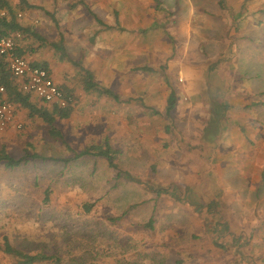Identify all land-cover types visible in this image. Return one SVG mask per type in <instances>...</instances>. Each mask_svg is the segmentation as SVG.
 I'll return each instance as SVG.
<instances>
[{
  "label": "rangeland",
  "instance_id": "rangeland-1",
  "mask_svg": "<svg viewBox=\"0 0 264 264\" xmlns=\"http://www.w3.org/2000/svg\"><path fill=\"white\" fill-rule=\"evenodd\" d=\"M66 1L67 7L72 5L71 0ZM184 1L117 0L113 6L103 1L88 6L101 23L90 16H83L85 20L77 24L60 23L58 30L67 33L69 57L76 63H64L73 71L61 68V75L74 73L79 92L83 85L80 75L87 67L94 81L118 98L99 96L97 88L74 95L75 114L57 122L64 144L49 136L42 120L31 122L27 111L31 124L15 129L13 135L9 130L0 132V149L5 147L18 159L26 153L38 155L15 171L0 167V263L10 261L3 252L7 237L20 248L57 247L64 252L65 263L81 258L83 264H264V209L252 206L245 199L249 195L243 202L239 197L223 196L225 191L228 195L229 185L245 187V183L240 182L237 170L223 175L224 167L215 165L220 158L215 157L214 142L206 134L211 109L203 101L208 58L215 53L205 43L209 33L205 22L199 23L203 36L198 40L203 44L190 51L191 22L173 17L179 6L188 9L178 6ZM230 4L236 18L241 3L231 0ZM47 6L39 15L45 19ZM243 9L250 11L249 6ZM82 11L85 14L82 7L78 13ZM30 13L32 16L33 11ZM110 15L115 16L113 26L104 21ZM235 25L238 29L239 23ZM74 31L84 32L82 38ZM102 31L120 36L118 52L93 48ZM126 34L131 36L134 50L125 68ZM237 37L232 40L236 42ZM105 42L110 46L109 38ZM146 46L149 53L142 50ZM243 59H249L248 72L264 68L263 58L256 61L245 54ZM115 63L118 70L113 71ZM125 75L134 85V93L124 81ZM149 90L151 103L147 106ZM131 93L135 98L128 96ZM171 93L176 96V106L168 116L164 102L155 103L153 98L164 99ZM147 107L150 118L138 115ZM130 109L134 110L133 120L126 117ZM106 142L114 150L118 169L99 156L76 158L85 148ZM240 172L244 173L242 168ZM249 200L254 202V198ZM85 204L92 213L82 212Z\"/></svg>",
  "mask_w": 264,
  "mask_h": 264
},
{
  "label": "crops",
  "instance_id": "crops-1",
  "mask_svg": "<svg viewBox=\"0 0 264 264\" xmlns=\"http://www.w3.org/2000/svg\"><path fill=\"white\" fill-rule=\"evenodd\" d=\"M71 1L72 3L70 4L72 5L67 7L69 3L68 1L65 2V0H47V3L43 0H27V3L32 6V8H26L23 12H19L21 11L19 10L22 5L21 0H19V2L18 0H9V3L12 8L17 9L16 11L18 14H22V17L19 18L21 23L36 31L40 39L39 41L37 37L32 35L30 37L26 36L27 38L24 36L21 37L20 35L19 39L17 38L19 50L21 49L25 54V58L28 59L31 64L47 67L54 82L61 89L71 93L73 96H79L81 95L80 92L90 93L92 90L89 92L85 90V77L83 76L86 75H84V72L80 75L83 79V85L79 92L73 82L75 74L70 73V76L63 72L61 75L59 72L61 68L73 71L71 68L64 67V63L72 62V60L69 57L67 33H60L58 30L59 25H61L60 23H67L68 21L77 24L78 21L81 19L85 20V18L89 16L97 23H101L102 19L94 15L92 11H88V6L100 5L103 1L113 6V2L116 3L117 0H83L81 3H74L76 2L75 0ZM250 1H252V8L254 11L250 7L248 0H239L241 8H239L240 10L236 15L237 17L234 18L231 14V0H185L178 4V6L183 4L188 7V9L179 6L180 9H175L176 13L173 17L175 21L182 22L186 20L191 22V26L188 30V32H190L189 37L192 39L190 43L191 52L194 50L192 48L199 47L196 46L197 44H203L198 40L199 37L203 36V34H200L203 27H200L199 23L205 22L204 29L209 31L205 36L207 37L205 43L206 46H209L208 50L215 54L213 58H208L209 65L206 73V85L208 88L206 99L203 101L209 103L211 109L208 113L209 121L206 134L208 135V139L214 142V150L216 151V155L218 154V156L215 155V157L220 158L215 165L224 167L223 175H232L235 173L232 172L237 170L240 182L245 183V187H234L235 185L231 187L229 185L228 195L225 191L223 196H228L229 198L239 197L241 202H243L244 196L249 195L246 196L247 198L245 199H247L252 206L258 209H264V68H257L252 73L248 72L245 70V65L250 58L248 60L243 59L245 54H251V58L253 57L256 61L262 58L264 59V55H261V52L264 50V0ZM30 2L39 5L35 7V5H32ZM45 4L48 5L45 9L46 19L39 16L41 8L45 6ZM247 6H249V12H245L243 9L245 8V10H247ZM74 7H76V9ZM81 7L85 10V14L82 11L83 15L78 13ZM30 11H33L32 16ZM187 11H189V14H184V12ZM114 17V15H110V17L108 16L104 21H109L110 26H113ZM117 18L116 20L119 22L120 20ZM165 18L167 19L168 17L165 16ZM236 22L239 23L238 29L235 27ZM40 23H43V26L44 23H47V26L43 27L42 25H38ZM194 23H196V25ZM75 30L77 29L75 28ZM74 33H77V37L79 36V38H82L84 34L82 31H74ZM74 33H71L70 37L72 36L74 38L75 36L72 35ZM107 33L108 31H102L97 35L93 48L96 47L97 52L103 50V48H109L110 50L118 52L116 49L119 47L118 39L120 36L118 34L115 35V31H111L109 34ZM237 33L240 37H237ZM233 34L237 36H233ZM126 35L128 37L122 36L123 41L127 38L125 44L127 60L125 62L123 61L125 68L129 61L128 55L133 54L134 50L131 36L129 34ZM89 36L91 37L92 35L86 34V37ZM232 36L233 38L237 37L239 41L237 39L236 42H234L232 40L233 38H230ZM108 38L111 40L110 46L105 42V39ZM193 40L195 41V47L192 45ZM55 44L62 45L65 49V53L69 57L68 59L61 60V56L56 53L54 48ZM142 50L143 52L149 53L150 48L146 46V49ZM72 63L76 64L74 62ZM115 64L113 71L118 70V64ZM78 69L80 70L79 67ZM86 69L87 67H84L83 70L86 71ZM65 75L66 77H64ZM124 81L128 89H130V92L134 93V85L128 83L126 75ZM18 82L20 81L18 80ZM96 83L99 84L97 81ZM99 86L104 91H111L109 88L104 89L100 84ZM165 88L166 87L162 89L163 93L166 92ZM102 92L98 91V95L108 96L104 93L102 94ZM133 93L130 95L128 94V96L135 98ZM139 96L143 97V94ZM145 96L149 100L147 106H150V90L146 92ZM111 98H114V96ZM168 98L169 97H164V99H160L154 97L153 102L158 104L164 102L163 107H165L164 111H166ZM35 99L36 102L39 104L41 103L37 97ZM134 100L135 99H133L132 102ZM74 104L71 107V114L68 119H71L75 114L74 108L76 105ZM143 111H138V115L141 114L143 117L145 114H148L150 118L151 109L147 107V109ZM16 114L18 123H22L25 126L30 123L27 121L26 110L17 108ZM126 117L129 119H132V117L134 118V110L131 111L130 109V111L126 113ZM34 120H37V118ZM30 121L32 122V119H30ZM58 121L59 120H57V122ZM8 130L10 131L9 134L13 135L15 128L10 127ZM28 130L29 129H27V131ZM60 133L63 135L61 131ZM63 140L65 141L64 136ZM95 147L99 146L96 145ZM240 168H242L244 173L240 172ZM228 181L234 182L232 179ZM248 198H254V202L250 201Z\"/></svg>",
  "mask_w": 264,
  "mask_h": 264
},
{
  "label": "trees",
  "instance_id": "trees-1",
  "mask_svg": "<svg viewBox=\"0 0 264 264\" xmlns=\"http://www.w3.org/2000/svg\"><path fill=\"white\" fill-rule=\"evenodd\" d=\"M21 6L19 10H25L26 8L30 9V6L27 3V0H21ZM17 9L12 8L9 3V0H0V12L5 11L6 15H0V35L3 36H16L17 34L21 35V37H30L31 35L38 37V33L31 29V27L26 26L21 23ZM27 38V37H26ZM19 39V38H18ZM18 44V43H17ZM54 48L56 53L61 56V60L68 59L69 57L65 53V49L62 45L55 44ZM18 54L22 57H25V54L19 50H17ZM35 65V64H33ZM7 62L5 59H0V83H2L6 87V98L8 102L12 103L16 110L17 108H22L28 112L29 119H39L42 120L48 127V134L52 139L60 141L64 144L63 135L60 133L57 127V120L68 119L71 114V108L67 110L59 109L56 106H51L43 101L40 100V104L36 102L35 96L29 93H25L21 90L20 82L15 79L8 70ZM37 67H41L39 65H35ZM46 69L48 72L49 70L47 67H41ZM84 79V86L86 91H91L94 88H97L98 91L102 92V94H106L110 97L117 99L116 95L112 93L110 90H103L98 83L94 81V77L92 73L88 70L85 71ZM101 88V89H100ZM63 90V89H62ZM64 91V90H63ZM66 92V91H64ZM70 94L69 92H66ZM176 106V96L174 93L168 98L166 112L169 116L170 113ZM114 150L112 147L106 142L105 144L99 147H87L85 148L80 154L76 156V158H81L84 156H99L102 158H106L111 167L118 169V166L114 163ZM38 155H26L23 158H16L13 156L5 147L0 149V167H3L7 171H15L16 169L24 166L30 162V160L36 159ZM121 172V171H120ZM119 174L121 175V173ZM48 193V192H47ZM44 199V202L47 204L49 199ZM86 209H82L84 214L92 213L93 209L88 204H85ZM32 245H26L23 247H18L14 244L9 238L5 237L3 239V252L10 258L8 263L4 264H83L81 262V258H76L75 260H70L65 263L64 261V252L62 253L56 247L52 249H48L46 247H40V249H33ZM2 264V263H0Z\"/></svg>",
  "mask_w": 264,
  "mask_h": 264
},
{
  "label": "built area",
  "instance_id": "built-area-1",
  "mask_svg": "<svg viewBox=\"0 0 264 264\" xmlns=\"http://www.w3.org/2000/svg\"><path fill=\"white\" fill-rule=\"evenodd\" d=\"M6 15L5 11L0 13ZM22 17V14H18ZM16 36L0 35V59H5L11 75L20 81L21 90L37 97L39 100L59 109H70L75 100L74 96L64 92L53 80L50 73L41 67H37L28 59L18 54ZM16 108L6 98V87L0 83V132H5L10 127L17 130L23 128L22 123L16 120Z\"/></svg>",
  "mask_w": 264,
  "mask_h": 264
}]
</instances>
